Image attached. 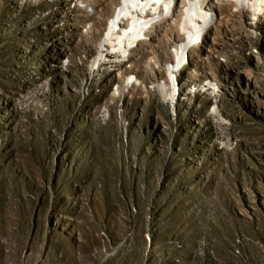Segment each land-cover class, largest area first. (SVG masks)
I'll list each match as a JSON object with an SVG mask.
<instances>
[{"label":"rangeland","instance_id":"374dc122","mask_svg":"<svg viewBox=\"0 0 264 264\" xmlns=\"http://www.w3.org/2000/svg\"><path fill=\"white\" fill-rule=\"evenodd\" d=\"M86 2L0 0V264H264L263 23L211 29L170 100L150 56L92 63Z\"/></svg>","mask_w":264,"mask_h":264},{"label":"bare ground","instance_id":"6f19581e","mask_svg":"<svg viewBox=\"0 0 264 264\" xmlns=\"http://www.w3.org/2000/svg\"><path fill=\"white\" fill-rule=\"evenodd\" d=\"M90 5L84 16L91 24L87 36L94 37L89 45L96 48L92 63L99 65L113 53L129 58L138 51L139 60L134 64L137 67H127L126 78L140 72L139 81L144 82L148 73L154 75V64H162L165 74L159 79L156 71V86L170 100L174 98L177 74L184 68V59L211 50L206 46V35L211 29L218 32L237 20L245 26L257 22L264 25V0H89L85 3V7ZM106 11V24L98 36V26ZM140 61H143L141 67ZM125 83L128 85L129 81ZM205 84L206 88L215 89L210 80Z\"/></svg>","mask_w":264,"mask_h":264}]
</instances>
